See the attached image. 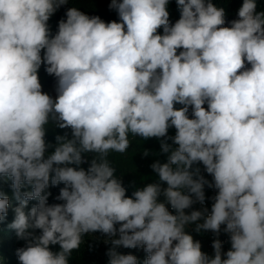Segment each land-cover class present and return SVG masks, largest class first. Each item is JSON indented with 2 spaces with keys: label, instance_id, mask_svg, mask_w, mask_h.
Here are the masks:
<instances>
[{
  "label": "clouds",
  "instance_id": "clouds-1",
  "mask_svg": "<svg viewBox=\"0 0 264 264\" xmlns=\"http://www.w3.org/2000/svg\"><path fill=\"white\" fill-rule=\"evenodd\" d=\"M68 2L0 0V184L11 181L18 201L8 227L26 241L16 252L19 264H69L84 236L96 232L112 245L108 264H138L121 247L143 248L144 264H264L258 0H243L230 26L212 0H176L174 24L170 0H111L119 22L71 7L53 35L48 21ZM42 65L56 78L55 99L42 90ZM50 123L71 135H56L47 154ZM135 137L156 138L168 155L151 165L159 182L129 197L109 156L125 155ZM84 154H92L87 169L80 167L88 163ZM60 184V203L49 204L47 190ZM205 185L217 190L211 211L186 213L204 204ZM9 206L0 190V223ZM194 223L197 233L217 235L225 226L230 250L222 252L216 239L209 257L186 231Z\"/></svg>",
  "mask_w": 264,
  "mask_h": 264
},
{
  "label": "rangeland",
  "instance_id": "rangeland-1",
  "mask_svg": "<svg viewBox=\"0 0 264 264\" xmlns=\"http://www.w3.org/2000/svg\"><path fill=\"white\" fill-rule=\"evenodd\" d=\"M167 10L169 11V19L174 24L179 17L176 12L172 9L170 2L167 5ZM160 34H162L163 30H158ZM57 83L54 84L53 90L48 94L55 99ZM177 108L181 107L180 105H176ZM55 123H50L47 126L46 131V141L53 145L52 148L48 149L47 154H51L54 151L55 146V136L63 135L65 131L69 132V136L71 135L70 130L59 129L54 125ZM169 136L175 135V129L170 128L168 131ZM168 143H172L170 140ZM175 147V145H173ZM147 151L149 154L145 156L143 153ZM85 159L88 163L82 164L80 167L87 169L92 159V154H84ZM167 155L161 151L160 141L156 138H151L148 140H143L140 137H135L132 139V144L128 149V152L121 156L119 154H111L109 159L113 161L114 166L117 171L115 175L122 179L123 185L127 189L126 195L131 196L132 193L139 188L145 187L149 183H157L159 182L158 175L152 170L151 165L159 161L161 163H165L167 161ZM4 184V183H3ZM162 187H166V185L162 184ZM7 194V192L5 191ZM160 202H164L165 198L161 195L159 198ZM11 202L9 206L8 215L3 223H0V264H19L18 257L16 255L17 249L21 247H25L24 240H20L17 236H14L15 233L11 231L8 225L13 221L14 217L10 214L12 212ZM203 221H199L202 223ZM189 234L193 236L195 240H198L200 243V238L205 233V231H201L197 233L195 231V223L189 225L186 228ZM89 238L96 244V246L107 245L105 242L108 238L101 233H92L89 234ZM201 250L204 252V246L201 244ZM100 256L102 254L100 253ZM97 264H100V257L97 259Z\"/></svg>",
  "mask_w": 264,
  "mask_h": 264
},
{
  "label": "trees",
  "instance_id": "trees-1",
  "mask_svg": "<svg viewBox=\"0 0 264 264\" xmlns=\"http://www.w3.org/2000/svg\"><path fill=\"white\" fill-rule=\"evenodd\" d=\"M243 0H212V3L218 7L223 8L225 10V20L226 24L224 26H230V21L233 19H237V12L238 9L241 7ZM111 0H69L68 4L61 6L54 15L49 19L48 25L50 27L51 33L54 35L58 29V23L61 19H66V11L68 8L76 7L80 11L84 12L89 16H99L103 21L111 22L117 21L119 22L118 14L115 10L110 9L109 5ZM170 5L172 9L176 12L177 16L180 18V12L178 10L176 0H170ZM257 11H264V0H258V7ZM250 67V65H248ZM39 80L42 85V90L45 93H49L53 90L54 84L57 83L56 78L54 76L48 75L45 71V66L42 65L39 69ZM52 89V90H51ZM55 125V124H54ZM11 181L7 183L0 184V190L7 192V195L10 197L11 208L12 210L18 206V201H16L12 197V190H11ZM64 187L63 184L58 186H50L47 191L51 192V196L49 197V204L53 203H60L57 201L55 197L59 194V189ZM22 191H31L30 186H25ZM37 201H29L27 208L25 211L33 207ZM10 214L14 217V211ZM118 227V226H117ZM15 233L13 229H11ZM99 233V232H96ZM35 235H39V230H35ZM16 236V234L14 235ZM84 242L80 246L78 250H73L71 256L69 257V264H97V259L100 257V264H108V256L106 255L109 248H111V244L107 243V245H100L96 246V244L89 238V234H86L83 238ZM26 246V241H24ZM51 250L54 252L60 251L59 245H51ZM122 254H132L135 255L138 259V264H144V261L147 257V253L143 250V248H134V249H127V248H119L117 249ZM100 253L102 256H100ZM205 253V249H204Z\"/></svg>",
  "mask_w": 264,
  "mask_h": 264
},
{
  "label": "built area",
  "instance_id": "built-area-1",
  "mask_svg": "<svg viewBox=\"0 0 264 264\" xmlns=\"http://www.w3.org/2000/svg\"><path fill=\"white\" fill-rule=\"evenodd\" d=\"M206 107V105H205ZM191 114V109L189 110V115ZM167 162V161H166ZM194 167H199L201 169V175L205 177L206 180H208L210 183L212 182V176L209 175L202 164L194 165ZM205 202L204 204H200L199 202L194 203L193 206L190 209H186V213H190L193 210H202L204 208H207L209 212L211 211V206L214 203V196L217 193V190L213 188H209L207 185H205ZM169 207L170 211H173L170 207V205H167ZM225 226H221V231L219 235L211 232V231H205V233L200 238L201 244L204 246L205 253L209 255V257H214V249L212 247L213 241L216 239H219L222 242V252H227L231 248L230 244V237L229 234L225 233L223 231V228Z\"/></svg>",
  "mask_w": 264,
  "mask_h": 264
}]
</instances>
